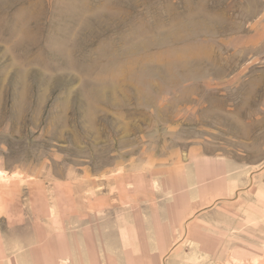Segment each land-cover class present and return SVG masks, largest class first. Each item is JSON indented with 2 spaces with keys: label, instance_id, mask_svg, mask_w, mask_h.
Here are the masks:
<instances>
[{
  "label": "rangeland",
  "instance_id": "obj_1",
  "mask_svg": "<svg viewBox=\"0 0 264 264\" xmlns=\"http://www.w3.org/2000/svg\"><path fill=\"white\" fill-rule=\"evenodd\" d=\"M214 160L203 201L186 173ZM124 169L143 231L110 216L108 264H264V0H0V241L59 180Z\"/></svg>",
  "mask_w": 264,
  "mask_h": 264
},
{
  "label": "crops",
  "instance_id": "obj_2",
  "mask_svg": "<svg viewBox=\"0 0 264 264\" xmlns=\"http://www.w3.org/2000/svg\"><path fill=\"white\" fill-rule=\"evenodd\" d=\"M231 167V162L227 160L205 161L201 165L200 173L189 171L186 175L192 179L195 177L197 187L201 185V199L208 201L213 190L211 177L218 179V186L224 187L227 177H223V171L232 170ZM174 174L169 173L171 183L165 185L169 201L176 200L179 195ZM143 179L144 177L139 178L133 172L130 173L129 169L105 177L61 179L54 184L55 190L59 192L58 197L48 200V205L42 206L37 221H34L33 212L25 216L17 210L16 216L20 220L16 224H24L26 231L17 232L15 239L0 241V248L13 250L8 254L10 264L15 260L12 257L15 253L16 264H108L110 245L105 234L110 216L118 219L116 223L120 226L117 230L120 233V243L129 241L130 233L143 231L135 223V211L141 208V191L147 185L145 180L139 183ZM155 179L154 176L151 181ZM159 189L160 194L162 187L159 186ZM151 192L155 194V197L151 195L152 200H155L157 192ZM157 198L159 199L158 196ZM154 207V204L150 206ZM34 225L38 229V239L34 236ZM132 242L133 248L141 247L140 238H133ZM128 264H146V261L137 255Z\"/></svg>",
  "mask_w": 264,
  "mask_h": 264
}]
</instances>
